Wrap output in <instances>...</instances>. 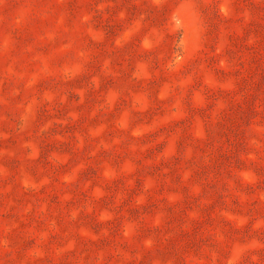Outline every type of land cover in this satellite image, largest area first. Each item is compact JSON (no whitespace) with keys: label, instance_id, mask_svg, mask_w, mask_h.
Masks as SVG:
<instances>
[{"label":"rangeland","instance_id":"rangeland-1","mask_svg":"<svg viewBox=\"0 0 264 264\" xmlns=\"http://www.w3.org/2000/svg\"><path fill=\"white\" fill-rule=\"evenodd\" d=\"M0 264H264V0H0Z\"/></svg>","mask_w":264,"mask_h":264}]
</instances>
